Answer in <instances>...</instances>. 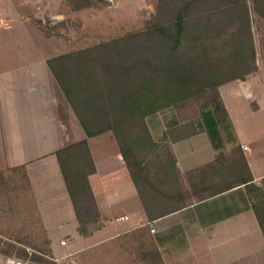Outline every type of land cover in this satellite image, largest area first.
Listing matches in <instances>:
<instances>
[{
	"label": "crops",
	"instance_id": "crops-1",
	"mask_svg": "<svg viewBox=\"0 0 264 264\" xmlns=\"http://www.w3.org/2000/svg\"><path fill=\"white\" fill-rule=\"evenodd\" d=\"M54 5L0 0V211L13 206L8 170L24 166L57 264L91 248L113 250L115 239L137 230L150 241L135 246L140 264L149 253L156 264H264V70L220 84L218 108L199 120H185L176 106L148 116L154 140L169 136L138 188L114 134L87 135L49 67L54 55L35 47L36 20ZM84 139L101 218L88 236L56 155ZM8 257L0 254V264Z\"/></svg>",
	"mask_w": 264,
	"mask_h": 264
},
{
	"label": "trees",
	"instance_id": "trees-1",
	"mask_svg": "<svg viewBox=\"0 0 264 264\" xmlns=\"http://www.w3.org/2000/svg\"><path fill=\"white\" fill-rule=\"evenodd\" d=\"M70 1L75 10L85 7L84 0ZM200 1L162 0L144 29L48 59L87 135L107 131L114 134L138 188L139 176L148 163L155 161L160 147L166 145L162 141L169 136L165 132L162 139L154 140L146 118L178 107L180 102L190 101L208 89L215 90L219 103L220 84L244 78L258 68L247 0H242L244 10H233L235 14L230 18L226 10L234 6L233 1L225 5L214 3L208 12L199 9ZM253 7L256 14L263 15L260 2L254 0ZM218 13L220 23L210 34V27L216 23L213 16ZM200 19L206 24L199 23ZM223 21H229L228 39H223L225 31L220 30ZM239 21L243 25L238 27ZM56 155L77 212L79 230L89 235L101 218L90 184L96 166L88 139L60 148ZM6 186L10 196L20 190L32 194L24 166L8 170ZM88 210L93 214L90 228L84 225L90 216ZM46 243V259L37 253L28 257L27 250L26 259L55 264L47 235ZM13 248L12 245L10 250L1 251L11 256Z\"/></svg>",
	"mask_w": 264,
	"mask_h": 264
},
{
	"label": "rangeland",
	"instance_id": "rangeland-1",
	"mask_svg": "<svg viewBox=\"0 0 264 264\" xmlns=\"http://www.w3.org/2000/svg\"><path fill=\"white\" fill-rule=\"evenodd\" d=\"M232 1L235 3L234 6L229 11L226 10L229 15L228 18H230L235 14L234 11L237 13L244 10V0H238L240 1L238 3H236L237 0H217V2L201 0L199 9L207 11L213 7L214 3L225 5V3ZM253 1L247 0L256 50V65L264 70V13L263 15L255 13ZM257 1L260 2L261 10H264V0ZM63 2L60 4L59 0H55L53 10L49 11L51 13L46 14L44 12L45 18L36 20V25L42 32L35 34V47L37 50L54 56L94 46L126 33L144 29L147 26V21L152 20L156 14L159 2L160 4L163 3L162 0H84L83 5L85 7L75 10L72 1L64 0ZM57 16L61 18H57ZM219 16H221L219 13L213 16L216 23L214 21L215 25L210 27V34H213L214 26L218 28ZM198 22L206 24L207 21L200 19ZM223 22L224 25L220 27V30L225 31L223 39H228L230 31H227V26L229 21ZM226 23L228 24L226 25ZM237 25L238 27L242 26L243 21H239ZM208 41L210 42V38ZM64 99L67 101L65 94ZM217 104L215 90L208 89L196 94L190 101L180 102L178 107L184 119L190 121L199 120L205 112L211 109L214 111ZM168 111L167 109L158 112L149 119L154 120L157 117H163ZM10 198L11 201L13 200L11 210L0 211V254L7 257L8 255L2 251L10 250L13 245L14 251L11 257L20 258L24 263L25 260H28L25 257L27 251L28 257H33L32 254L37 253L46 259V233L34 208L32 194H29L27 190H20L18 193H12ZM86 213L90 214V216L87 215V222L89 223L86 222L84 225L90 228L93 225L91 222L93 214L91 210ZM93 226L97 229L99 224L96 223ZM114 242L116 248L113 250L102 246L91 248L79 253L76 257L65 260V264H140L134 259L139 257L142 252L136 250L135 246L139 247L141 243H150L149 240H146V235L142 230L124 234L115 239ZM148 257L150 259L148 264L157 263V259H154L155 255L149 253ZM151 259L154 260L151 261Z\"/></svg>",
	"mask_w": 264,
	"mask_h": 264
},
{
	"label": "built area",
	"instance_id": "built-area-1",
	"mask_svg": "<svg viewBox=\"0 0 264 264\" xmlns=\"http://www.w3.org/2000/svg\"><path fill=\"white\" fill-rule=\"evenodd\" d=\"M244 148L248 149L249 147L247 145H244ZM153 231H155V229H153ZM5 264H25V263L20 258L8 257Z\"/></svg>",
	"mask_w": 264,
	"mask_h": 264
}]
</instances>
